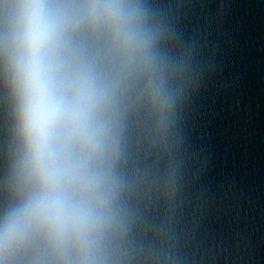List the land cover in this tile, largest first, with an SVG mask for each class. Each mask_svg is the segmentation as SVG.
I'll return each instance as SVG.
<instances>
[{"label":"clouds","instance_id":"obj_1","mask_svg":"<svg viewBox=\"0 0 264 264\" xmlns=\"http://www.w3.org/2000/svg\"><path fill=\"white\" fill-rule=\"evenodd\" d=\"M146 0H0L10 117L0 264H115L129 114L168 134L184 62Z\"/></svg>","mask_w":264,"mask_h":264},{"label":"water","instance_id":"obj_2","mask_svg":"<svg viewBox=\"0 0 264 264\" xmlns=\"http://www.w3.org/2000/svg\"><path fill=\"white\" fill-rule=\"evenodd\" d=\"M10 135L11 129L7 91L2 78H0V209H2L7 202L4 182L8 170Z\"/></svg>","mask_w":264,"mask_h":264}]
</instances>
